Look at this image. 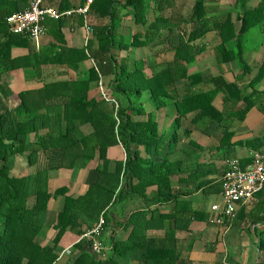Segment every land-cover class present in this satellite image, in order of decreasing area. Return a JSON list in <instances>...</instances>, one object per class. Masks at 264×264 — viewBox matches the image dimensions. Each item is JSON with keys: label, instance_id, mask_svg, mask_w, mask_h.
<instances>
[{"label": "trees", "instance_id": "16d2710c", "mask_svg": "<svg viewBox=\"0 0 264 264\" xmlns=\"http://www.w3.org/2000/svg\"><path fill=\"white\" fill-rule=\"evenodd\" d=\"M28 1L0 0V264H55V249L67 231L81 235V228L90 229L103 212L107 226L110 210L136 199L145 210L132 213L128 223L139 263L177 264L182 257L177 227L186 230L205 217L182 199L180 184L186 178L176 169L178 162L168 160L171 146L183 139L194 145L188 127L178 133L182 119L191 114L190 122L204 136L218 132L217 149L224 151V158L239 156L229 153L236 144L232 124L243 122L252 110L264 115V53L257 62L245 60V44L255 28L262 37L257 47L264 52V0H233L225 6L223 0H192L183 15L173 13L179 0H93L88 20L97 47L88 49L108 96L117 101L116 111L99 96L98 75L91 65L76 78L64 76L88 60L83 47L65 40L71 18L48 19L47 34L29 53L27 37L9 32L6 17L24 10ZM59 1L57 10L62 12L86 0ZM92 13L109 17L108 23L92 24ZM172 13L178 18L175 23L167 17ZM123 17L139 29L125 34ZM208 36L213 38L209 47L204 42ZM143 48L150 51L146 57L131 55ZM208 48L218 73H189ZM15 49L21 53L12 54ZM232 62L238 72H224L222 65ZM15 70L24 79L14 93L8 78ZM30 79L39 85L29 88L25 83ZM238 143L252 150L264 147L259 137ZM114 147L120 148L122 158L111 161L107 154ZM16 162L23 165L19 170ZM86 168L93 169L96 179L79 186L77 196L67 186L49 188V173ZM205 168L214 170L215 164H196L188 174L199 181ZM57 197L62 208L51 214L48 203ZM259 204L264 210V199ZM48 228L55 234L43 246L40 240ZM150 229L163 231V238H145ZM194 240L188 238L184 257H189ZM110 244V256L97 258L82 251L74 262L118 264L115 254L122 255L123 242ZM256 246L264 249V231L257 233Z\"/></svg>", "mask_w": 264, "mask_h": 264}, {"label": "crops", "instance_id": "0c3cea01", "mask_svg": "<svg viewBox=\"0 0 264 264\" xmlns=\"http://www.w3.org/2000/svg\"><path fill=\"white\" fill-rule=\"evenodd\" d=\"M77 1V0H73ZM118 3L123 2L122 0H116ZM228 2L230 0H227ZM59 0H45L44 5L47 7H52L57 9ZM193 4L192 0H179L176 2L173 13H179L183 15L187 13L188 8ZM1 8V7H0ZM125 12V11H124ZM170 15V21L175 23L178 21L177 16ZM109 17H99L98 14L92 13L91 22L92 24H106L108 23ZM123 26V32L128 34L131 31L138 30V27H135L132 24V21L129 17H123L121 21ZM71 30L67 35H65V40L69 46H81L83 47V29H82V19L81 17L71 18L70 22L67 24V30ZM48 31V26L46 24V34ZM213 39V38H212ZM29 49L26 48V53H29L31 49L35 47L29 45ZM97 41L92 36L89 41L88 48L91 50L96 49ZM149 50L146 48L136 49L131 51V55H139V57H146ZM150 52V51H149ZM21 53L19 49L12 51V54L18 55ZM263 50L258 55L254 57L251 56L250 59H259L263 55ZM254 59V60H255ZM157 62L162 64L161 57L157 58ZM229 65H222L224 72L230 70L234 73L238 72L237 66L236 69L229 68ZM90 63L88 60L83 61L78 65V71L68 70L64 76L67 78H76L78 74L84 73L88 70ZM192 73L191 69H189ZM188 70V71H189ZM226 75V74H225ZM62 76V77H64ZM59 77V78H62ZM24 79V73L20 70L12 71L9 75V87L12 92L15 93L20 82ZM28 86L37 87L39 84L35 80L27 81ZM181 89V87H179ZM220 99H217V105H219ZM220 106V105H219ZM259 113V112H258ZM166 114H169L166 113ZM261 114V113H259ZM190 115H187L182 119V126L179 129L178 133H181L182 127H188L192 131L190 141L194 142L193 144L188 143L187 139H183L180 144L176 146H171V152L168 160L173 164H178V172L181 173L182 177H185L186 180L183 181V184H180V190L185 192V196H182V199L189 201L191 207L201 213H204V221H192L185 229L182 226L177 227L176 238H178L177 248L180 251L182 256L178 260L177 264H264V249L259 250L256 246L257 233L264 231V222L263 220H258L257 215L264 217V210L260 211V201L264 199V190L255 196L247 204H240L237 208L236 216L233 222L227 224V230L224 231V228L221 226L211 225L206 222L212 216L211 207L215 204L221 205V199L219 197V188H220V179L222 174L226 169V159L223 154L224 151L217 149V138L216 135L218 132L214 133L212 136H204L198 129L193 126V123L190 122ZM254 116L253 120L250 122L251 125H247L243 122H234L232 124V131L234 132V137L232 142H236L234 147L229 150V153H237L240 160L246 159L250 154V149H247L246 146L241 147L238 142H245L250 140L252 137H259L260 141H264V126L260 125V122L263 121L262 117ZM263 123V122H262ZM170 125V120L168 118L166 126ZM260 126V127H259ZM245 147V148H244ZM107 157L109 160L114 161L115 159H121V150L119 147L110 148L108 150ZM231 159V157H230ZM215 164L214 170L205 168L204 176H201L199 181L194 180L193 175H189V171L195 170L196 164L203 163ZM22 164V162H20ZM23 165H19L16 162L15 168L19 170ZM185 171V173H184ZM13 172H16L13 170ZM96 179V174L92 168L82 169H73V170H58L55 172L49 173L48 184L49 188L52 190L56 187L67 186L69 192L72 195L77 196V189L79 186H87ZM204 180L201 183L202 187H199L198 190H195L196 186L200 181ZM204 188V189H203ZM187 192H189L187 194ZM187 194V195H186ZM63 205L62 198L57 197L51 199L48 203V209L51 214H55L61 210ZM144 209L141 206V202L136 200H130L120 207L110 210L109 216L111 220L107 224L102 242L108 248V256L113 252L110 242L122 241V250L123 253L120 255V251H117L115 254V259L118 264H140V260L137 258L139 253H136L133 249L135 246L129 238V233L132 231V225L128 223V220L132 213L137 210ZM145 210V209H144ZM254 221V222H253ZM252 223V224H251ZM173 224V222H172ZM82 232L85 230L84 227L81 228ZM45 238L40 240L41 245L46 246L51 243V238L54 236L55 231L53 228H48L46 231ZM78 236L74 231H67L59 241L56 251L60 253L66 248L76 244ZM164 233L161 230L150 229L147 231L145 238H163ZM194 238L193 246L190 252L189 257H184V253L187 250L188 238ZM141 237H139L140 241ZM90 240L86 239L74 245L64 254L60 255L56 260L55 264H76L74 261L83 251L87 254H92L90 249ZM97 259V258H96Z\"/></svg>", "mask_w": 264, "mask_h": 264}, {"label": "built area", "instance_id": "2783aa9c", "mask_svg": "<svg viewBox=\"0 0 264 264\" xmlns=\"http://www.w3.org/2000/svg\"><path fill=\"white\" fill-rule=\"evenodd\" d=\"M45 0H29L27 7L19 12H14L6 17L8 30L12 34L26 36L30 44L38 48L40 39L46 34V21L59 20L61 18L81 17L83 29V48L90 65L98 75V94L102 100L116 111L117 101L108 96L105 82L99 72L96 62L91 58L88 44L92 38L93 30L88 20V13L93 0H86L84 5L77 6L59 12L57 9L44 5ZM264 188V150H255L249 154L248 162L242 164L238 159L227 161V170L221 178L220 195L223 201L221 212L223 216H231L239 202L250 201ZM212 209L220 210L217 206ZM212 222L220 223V218H214ZM105 218L103 213L99 216L95 225L83 237L91 240V249L99 257L105 256V249L100 243ZM67 252L63 250L60 255Z\"/></svg>", "mask_w": 264, "mask_h": 264}, {"label": "rangeland", "instance_id": "374dc122", "mask_svg": "<svg viewBox=\"0 0 264 264\" xmlns=\"http://www.w3.org/2000/svg\"><path fill=\"white\" fill-rule=\"evenodd\" d=\"M233 0H230L229 2L227 0H223L221 1V4H229L232 3ZM225 6V5H223ZM262 37L259 35L258 31L255 29L251 30L249 35H248V39L247 42L245 44V60L247 62H251L252 60L250 59L251 56H255L258 55L261 52L262 48H258L257 46L259 45V43L261 42ZM212 36H208L204 42L207 44V47L212 46ZM258 48V49H257ZM263 56V55H262ZM261 56V57H262ZM261 57L259 59H257L258 57H256V59L254 60L255 62L259 61L261 59ZM256 64V63H255ZM254 64V65H255ZM228 65V64H227ZM229 68L231 69H236V65L235 63H230ZM190 69L192 72H195L197 69H199L200 71H205L207 73H210L212 75H216L218 73V70L216 69V65L214 62V58H213V54L212 51L208 48L202 55H200L199 57H197L195 64L190 66ZM189 73L190 70L188 71ZM29 74V73H28ZM33 80V79H30ZM31 88V87H29ZM148 107V106H147ZM261 114L258 113V111L256 110H252L247 116L246 119L244 120V122L247 125H251V121L253 120L254 116H260ZM263 121L260 122V125L262 127V125L264 126V116L262 117ZM263 122V123H262ZM260 127V126H259Z\"/></svg>", "mask_w": 264, "mask_h": 264}, {"label": "clouds", "instance_id": "9594fccd", "mask_svg": "<svg viewBox=\"0 0 264 264\" xmlns=\"http://www.w3.org/2000/svg\"><path fill=\"white\" fill-rule=\"evenodd\" d=\"M77 17V16H76ZM72 18V17H71ZM74 18V17H73ZM89 61V60H88ZM90 63V62H89ZM256 150H264V147L263 148H260V149H256ZM252 151H255V150H252V149H250V153L252 152ZM249 157V156H248ZM248 157L246 158V159H244V160H240L239 158H235V159H238L242 164H246L247 162H248ZM231 159H233V158H231ZM230 160V159H229ZM227 161L228 160H226V169H225V171L227 170ZM224 171V172H225ZM223 175V174H222ZM221 178H222V176H221ZM264 190V188L259 192V193H261L262 191ZM220 191H221V179H220V188H219V192H218V194H219V197H220V199H221V205H218V204H215V205H213V206H217L220 210H214V209H212V207H211V213H212V216L210 217V224L211 225H216V226H221V227H223L224 228V231H226L227 230V224L228 223H230V222H233V220L235 219V216H236V212H237V208H238V206L240 205V204H247L248 202H250L255 196H257V194H259V193H257L250 201H248V202H246V203H242V202H239V203H237L236 204V207H235V210H234V212H233V215H231V216H223V213L221 212V208H222V206H223V201H222V198H221V195H220ZM103 214H105L104 212H103ZM233 217H234V219H233ZM214 218H220L221 219V222L220 223H215V222H212V220L214 219ZM97 222V221H96ZM95 222V223H96ZM95 223L93 224V226L95 225ZM105 225H106V221H105ZM104 225V227H103V232H102V235H101V237L99 238V240H100V243H101V245L103 246V248L105 249V257H107L108 256V248L106 247V245H104L103 244V242H102V238H103V234H104V230H105V228H106V226ZM92 226V227H93ZM91 227V228H92ZM90 228V229H91ZM90 229H87V230H84L83 232H82V234L81 235H79L78 236V239L76 240V244L77 243H79V242H81V241H83L84 239H88V240H90L88 237H83V235H85ZM90 242H91V240H90ZM76 244H74V245H76ZM74 245H72V246H70L69 248H66L67 249V251L69 250V249H71ZM90 249H91V244H90ZM65 250V249H64ZM261 251V250H260ZM61 252H63V251H61ZM61 252L59 253V255H58V257H57V259L59 258V256H60V254H61ZM91 252H92V254H93V256H96L97 258H100L99 256H97L93 251H92V249H91ZM65 253V252H64ZM63 253V254H64Z\"/></svg>", "mask_w": 264, "mask_h": 264}]
</instances>
